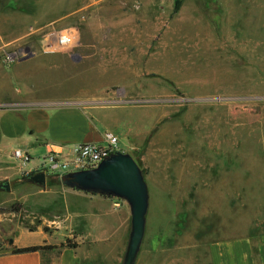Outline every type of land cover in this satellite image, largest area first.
<instances>
[{"label":"rangeland","instance_id":"obj_1","mask_svg":"<svg viewBox=\"0 0 264 264\" xmlns=\"http://www.w3.org/2000/svg\"><path fill=\"white\" fill-rule=\"evenodd\" d=\"M0 28L6 39L26 34L5 49L15 55L44 50L31 43L40 36L73 37L63 52L80 62L82 79L97 74V103L120 109V149L143 170L149 193L136 264H212L217 245L229 247L233 263L234 245L258 244L264 0H0ZM49 179L25 183L47 189ZM9 187L0 188V254L12 248L15 223L41 221L24 200L32 194Z\"/></svg>","mask_w":264,"mask_h":264},{"label":"crops","instance_id":"obj_2","mask_svg":"<svg viewBox=\"0 0 264 264\" xmlns=\"http://www.w3.org/2000/svg\"><path fill=\"white\" fill-rule=\"evenodd\" d=\"M25 36L6 39L0 28V56ZM48 41L47 36H40L31 43L42 49ZM77 61L63 51L42 49L23 57L12 55L8 63L0 64V185H15L11 187L13 195L31 193L24 200H33L30 206L41 220L36 229L15 223L9 245H59L73 239L77 248L63 250L57 264H120L115 257L124 253L130 222L125 204L117 207L115 199L60 185L35 190L34 185L28 187L22 180L23 171L39 168L49 151L68 155L78 144H103L106 133L118 140L121 137L115 132L122 123L120 109L97 103V74L82 79ZM16 150L30 156L25 168L14 160ZM44 227H50L53 233L44 232ZM34 234L41 241L22 242L24 236ZM250 244H240L239 249L234 245L233 263L229 247L214 246L212 264H264V235L258 244ZM0 264H41V256L11 255L6 251L0 254Z\"/></svg>","mask_w":264,"mask_h":264},{"label":"water","instance_id":"obj_3","mask_svg":"<svg viewBox=\"0 0 264 264\" xmlns=\"http://www.w3.org/2000/svg\"><path fill=\"white\" fill-rule=\"evenodd\" d=\"M60 184L66 189L85 194L117 199L128 208L129 233L120 264H135L146 230L149 193L144 174L128 153L117 152L103 159L95 168L63 174ZM32 184L45 187L46 176L36 173L30 178ZM0 188L9 191V183Z\"/></svg>","mask_w":264,"mask_h":264},{"label":"built area","instance_id":"obj_4","mask_svg":"<svg viewBox=\"0 0 264 264\" xmlns=\"http://www.w3.org/2000/svg\"><path fill=\"white\" fill-rule=\"evenodd\" d=\"M73 45V37L68 35H59L52 42L48 43L44 47V49H49V51H64L66 49L72 48ZM27 53L28 52L20 51L17 54L19 55V57H23L26 56ZM12 55L15 54L4 53L3 56H0V64L8 63L11 60ZM117 152H122L120 149L118 138L112 133H106L104 136L103 144H78L72 148V152L68 155H64L61 152L57 151H49L42 159L39 168L32 169L30 171L24 170L22 174L27 177L32 172H42L45 174L46 178L50 176L60 178L63 174L66 173L93 169L103 159ZM13 158L22 168H25L31 160L29 155L23 153L20 150L14 151ZM115 200L117 201V207H119L120 204H125L120 200Z\"/></svg>","mask_w":264,"mask_h":264},{"label":"trees","instance_id":"obj_5","mask_svg":"<svg viewBox=\"0 0 264 264\" xmlns=\"http://www.w3.org/2000/svg\"><path fill=\"white\" fill-rule=\"evenodd\" d=\"M175 10L177 9L175 8ZM35 174H36L35 172H32L27 177L24 176V174H22V180L24 182L31 183L30 178ZM47 179H49L47 183L49 187L55 186V185L61 186L59 178L50 176V177H47ZM43 231L47 232L46 228H43ZM77 246H78L77 243L73 241L71 242V240H66L64 243H61L59 245H49V244L44 243L41 245L28 246V247H23V248L14 247V248H11L10 251H8V253L11 255L38 253L41 256V264H52L51 259H49L50 256L55 255L56 258L58 259L61 253L63 252V250L65 249L73 250V249H76Z\"/></svg>","mask_w":264,"mask_h":264}]
</instances>
